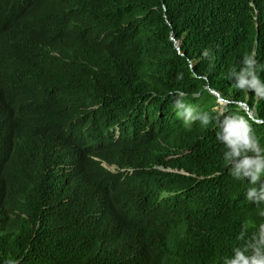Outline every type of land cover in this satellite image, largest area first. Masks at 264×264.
Returning <instances> with one entry per match:
<instances>
[{
    "label": "trees",
    "instance_id": "trees-1",
    "mask_svg": "<svg viewBox=\"0 0 264 264\" xmlns=\"http://www.w3.org/2000/svg\"><path fill=\"white\" fill-rule=\"evenodd\" d=\"M248 54L264 84V0H0V264L253 255L264 200L217 138L236 115L264 147Z\"/></svg>",
    "mask_w": 264,
    "mask_h": 264
},
{
    "label": "clouds",
    "instance_id": "clouds-1",
    "mask_svg": "<svg viewBox=\"0 0 264 264\" xmlns=\"http://www.w3.org/2000/svg\"><path fill=\"white\" fill-rule=\"evenodd\" d=\"M252 63L253 61L250 54L243 56L242 67L236 79L235 86L241 89L247 86L256 96L264 98V84L253 74ZM245 77H248V79H245ZM182 107L183 105L177 102L176 116L179 117L183 114L186 119L189 118L191 108H184L183 113H181L179 109ZM117 136L118 130L116 129L115 137ZM217 138L222 139L224 146L228 149L224 154L223 160L226 163H228L229 159L232 160L229 169L230 174L237 178H248L250 186L244 192L245 199L264 200V180H260L261 177H264V147L259 145L247 120L236 115L225 116L220 122ZM249 152H251L252 155H249ZM236 157H239V159H235ZM102 167L111 173L116 172V168L114 167H106L105 165H102ZM258 180H260V182L257 188L256 185ZM259 215L264 217V210L260 211ZM255 235L259 236L258 244L255 247V253L251 256H246L244 253L247 252V247L236 249L235 258L232 259L229 264H264V255L260 253L259 247V245L264 244V223H260L259 232L254 234V236ZM249 247H251V245H249ZM5 264H11V262H5Z\"/></svg>",
    "mask_w": 264,
    "mask_h": 264
},
{
    "label": "water",
    "instance_id": "water-1",
    "mask_svg": "<svg viewBox=\"0 0 264 264\" xmlns=\"http://www.w3.org/2000/svg\"><path fill=\"white\" fill-rule=\"evenodd\" d=\"M172 39H173V41H174V43L176 44V48L179 50V52H180V46H179V42L177 41V40H175L173 37H172ZM210 90V92L212 93V94H214L215 96H216V98H217V103H219V104H227V101L226 100H224L221 96H220V93L219 92H217V91H215V90H213V89H209ZM240 107L242 108V109H244L246 112H247V114H248V117H250L251 119H253L254 121H256L257 123H261L262 121H260V120H258V119H254L253 117V115H254V111L252 110V111H250L249 109H248V106L246 105V104H244V103H241L240 104Z\"/></svg>",
    "mask_w": 264,
    "mask_h": 264
},
{
    "label": "rangeland",
    "instance_id": "rangeland-1",
    "mask_svg": "<svg viewBox=\"0 0 264 264\" xmlns=\"http://www.w3.org/2000/svg\"><path fill=\"white\" fill-rule=\"evenodd\" d=\"M178 42H179V41H178ZM179 45H180V42H179ZM223 107H224V104H219V106L216 107L215 110H219V111H221ZM191 114H192V112H191Z\"/></svg>",
    "mask_w": 264,
    "mask_h": 264
}]
</instances>
